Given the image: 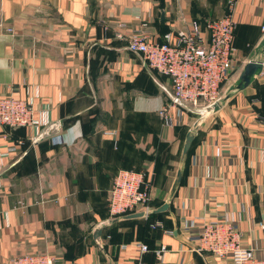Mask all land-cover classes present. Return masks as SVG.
Wrapping results in <instances>:
<instances>
[{
    "label": "crops",
    "instance_id": "0c3cea01",
    "mask_svg": "<svg viewBox=\"0 0 264 264\" xmlns=\"http://www.w3.org/2000/svg\"><path fill=\"white\" fill-rule=\"evenodd\" d=\"M228 1L0 0V96L32 99L43 121L0 124V264L24 252L55 264H231L195 249L183 226L191 218L232 220L241 243L264 255V0H233L237 64L221 107L204 117L178 109L173 126L157 114L168 76L116 36L145 28L158 40L224 14ZM250 59L262 67L237 87ZM52 121L57 129L36 139ZM119 169L151 173V214L109 216ZM103 219L99 248L92 228ZM159 243L168 249L157 256Z\"/></svg>",
    "mask_w": 264,
    "mask_h": 264
},
{
    "label": "built area",
    "instance_id": "2783aa9c",
    "mask_svg": "<svg viewBox=\"0 0 264 264\" xmlns=\"http://www.w3.org/2000/svg\"><path fill=\"white\" fill-rule=\"evenodd\" d=\"M233 2L228 1L224 14L207 18L203 23L192 19L183 28L167 30L159 40L152 39L145 28L116 33L117 37L125 39L130 51L141 54L148 67L168 76L169 95L157 109L164 125L173 126L182 107L197 112L213 102L223 101L222 84L237 64ZM42 122L32 99L0 96V124L16 127L37 126ZM151 184V173L145 169H119L108 190L109 216L119 217L134 211H142L147 216L152 211ZM183 226L196 233L194 247L200 252L229 259L231 264H264V255H256L253 248L241 243L240 231L232 220L216 218L197 222L191 218L184 220ZM137 244L141 253L148 250L146 243ZM167 249L165 243H159L155 252L160 256ZM6 264H55V258L45 252H24L10 256Z\"/></svg>",
    "mask_w": 264,
    "mask_h": 264
},
{
    "label": "water",
    "instance_id": "95a60500",
    "mask_svg": "<svg viewBox=\"0 0 264 264\" xmlns=\"http://www.w3.org/2000/svg\"><path fill=\"white\" fill-rule=\"evenodd\" d=\"M262 63L259 60L256 59H250L249 61H247L243 67V70L240 74V79H239V83L237 85V87H241L243 85L248 84V82L250 81V77L251 75L258 69L261 68ZM221 107V103L220 102H213L212 104L204 107V108H199L197 109V112L200 114V116L204 117L212 112H214L215 110L219 109ZM59 124V121H52L50 123H48L47 125H45L39 135L36 137V139H39L45 135H47L50 132H54L57 129V126ZM198 126V124H195V128ZM195 136V129H190L186 132L185 134V138L182 144V149H181V155L182 157H184L190 147V144L193 140ZM182 176V171L181 169H178L176 171V176L173 180L172 186H171V190L174 191L176 184L180 181ZM168 207V202L165 201L162 204H160L158 207H156L154 209V211H163ZM138 216H143V212L142 211H134L131 213H127L125 214V217H138ZM107 223L106 219H103L99 222H97L94 227L92 228V236L93 239L95 241V243L98 245L99 248H102V243H101V231H102V227L104 224Z\"/></svg>",
    "mask_w": 264,
    "mask_h": 264
},
{
    "label": "trees",
    "instance_id": "16d2710c",
    "mask_svg": "<svg viewBox=\"0 0 264 264\" xmlns=\"http://www.w3.org/2000/svg\"><path fill=\"white\" fill-rule=\"evenodd\" d=\"M160 39H161V38H160ZM158 40H159V39H158ZM193 140H194V138H193ZM193 140H192V142H193ZM192 142H191V144H192ZM191 144H190V145H191ZM189 148H190V147H189ZM188 151H189V150H188ZM181 179H182V176H181ZM181 179H180V180H181ZM150 214H151V213H150ZM122 216H123V215H122ZM147 246H148V244H147ZM148 248H149V247H148Z\"/></svg>",
    "mask_w": 264,
    "mask_h": 264
},
{
    "label": "rangeland",
    "instance_id": "374dc122",
    "mask_svg": "<svg viewBox=\"0 0 264 264\" xmlns=\"http://www.w3.org/2000/svg\"><path fill=\"white\" fill-rule=\"evenodd\" d=\"M182 108H184V107H182ZM185 110H188V111H190V109H188V108H185ZM198 113V112H197ZM200 119V118H199Z\"/></svg>",
    "mask_w": 264,
    "mask_h": 264
}]
</instances>
